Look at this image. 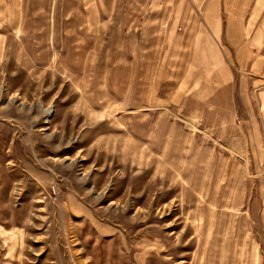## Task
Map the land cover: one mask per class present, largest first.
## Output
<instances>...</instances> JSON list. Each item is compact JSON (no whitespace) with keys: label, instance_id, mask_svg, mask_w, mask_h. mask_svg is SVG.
<instances>
[{"label":"rangeland","instance_id":"374dc122","mask_svg":"<svg viewBox=\"0 0 264 264\" xmlns=\"http://www.w3.org/2000/svg\"><path fill=\"white\" fill-rule=\"evenodd\" d=\"M207 2L0 0V264H264V31Z\"/></svg>","mask_w":264,"mask_h":264},{"label":"crops","instance_id":"0c3cea01","mask_svg":"<svg viewBox=\"0 0 264 264\" xmlns=\"http://www.w3.org/2000/svg\"><path fill=\"white\" fill-rule=\"evenodd\" d=\"M210 0L211 6H218L219 15L228 16L221 22L230 23L233 20L238 21L237 30L264 31V0ZM203 5H207V0H201ZM255 15V18L252 17ZM242 16V19L240 20ZM224 29H232L222 27Z\"/></svg>","mask_w":264,"mask_h":264}]
</instances>
